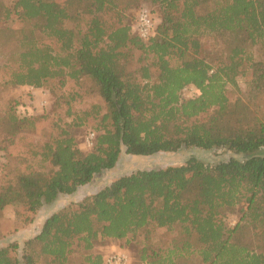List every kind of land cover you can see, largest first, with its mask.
<instances>
[{"label": "trees", "instance_id": "1", "mask_svg": "<svg viewBox=\"0 0 264 264\" xmlns=\"http://www.w3.org/2000/svg\"><path fill=\"white\" fill-rule=\"evenodd\" d=\"M139 1L0 0V24L19 23L17 67L5 83L86 79L102 102L73 120H96L89 151L77 147L68 125L29 149L47 169L26 166L0 186V220L10 205L30 223L41 207L113 168L121 152L222 148L242 157L192 156L121 175L45 217L20 256L14 243L0 247V264H71L75 242L85 251L80 264H103L92 251L99 241H127L139 231L147 239L153 229L171 232V243L143 248L139 264H189L194 255L201 264H264V54L248 47L264 50V0H143L157 7L147 40L127 14ZM238 78L246 89L232 100L227 85L237 89ZM188 85L200 93L182 97ZM44 118L20 116L10 104L0 130L36 133ZM239 204L238 222L227 227L224 216Z\"/></svg>", "mask_w": 264, "mask_h": 264}, {"label": "rangeland", "instance_id": "2", "mask_svg": "<svg viewBox=\"0 0 264 264\" xmlns=\"http://www.w3.org/2000/svg\"><path fill=\"white\" fill-rule=\"evenodd\" d=\"M143 6L152 10L157 22V7L143 0H140L134 8L127 12L130 22H135L138 9ZM18 27L19 23L15 18L0 24V28L3 29L0 34V114L2 115L10 104H14L16 113L20 116L44 114L45 118L41 121L40 129L36 133L9 135L0 130V186L13 182L17 174L23 171L26 166H32L36 170L47 169L46 165H42L38 161V156L29 154V149L39 150L50 135L56 134L60 126L68 125L67 129L73 135L77 147L84 152L89 151L91 147H86L84 141L88 132L94 131L96 120L89 116L84 118L83 123L79 126H75L73 120L77 121V117L83 115L81 112L89 109L92 104H102L99 96L90 89L86 79L75 82L65 78L61 85L57 78L47 79L39 88L6 84L5 80L9 78L10 70L17 67L15 60L18 41L15 30ZM43 40L47 41L48 39L43 38ZM248 47L253 50L258 58L264 54V50L259 45L249 44ZM237 81V89L227 85V93L232 100L246 89L243 78H238ZM199 93L200 91L195 92V88L187 87L182 89L181 96L189 98ZM229 155L237 158L242 157L240 154H232L222 148L183 147L176 152H158L149 156L130 155L121 152L113 168L95 174L90 182L80 186L74 193L61 195L51 204L41 207L34 213L33 220L28 224L24 225L19 222L16 219L14 208L10 205L6 206L3 210L2 220H0V247L14 243L17 246L16 254L20 256L24 242L38 232L41 222L46 216L64 206L76 205L84 197L99 191L121 175L137 169L179 165L192 156L204 162L212 163L224 160ZM240 205L224 216L227 227H233L238 222L241 215ZM175 232L173 233L175 234ZM172 237L173 234L165 229L151 230L147 239L144 237V233L139 231L134 236H129L127 241L125 239L99 241L92 251L105 255L112 250H123L129 255L130 264H139V257L143 248L147 246L151 248L169 246ZM83 254L85 251L75 242L69 255L70 263L80 264ZM188 263L201 264V259L194 255L189 258Z\"/></svg>", "mask_w": 264, "mask_h": 264}, {"label": "built area", "instance_id": "3", "mask_svg": "<svg viewBox=\"0 0 264 264\" xmlns=\"http://www.w3.org/2000/svg\"><path fill=\"white\" fill-rule=\"evenodd\" d=\"M156 20L152 11L147 7H140L137 12L134 29L137 35L147 40L149 37L155 34ZM191 87L195 88V92L198 93L199 89L193 85H188L184 88ZM94 140V132H88L85 137L84 145L86 147H92ZM129 255L123 250H112L107 254L103 255V264H130Z\"/></svg>", "mask_w": 264, "mask_h": 264}, {"label": "crops", "instance_id": "4", "mask_svg": "<svg viewBox=\"0 0 264 264\" xmlns=\"http://www.w3.org/2000/svg\"><path fill=\"white\" fill-rule=\"evenodd\" d=\"M47 217V216H46ZM41 224H42V222H41Z\"/></svg>", "mask_w": 264, "mask_h": 264}]
</instances>
